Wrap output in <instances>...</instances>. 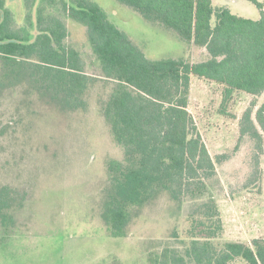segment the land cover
I'll return each mask as SVG.
<instances>
[{"label":"trees","instance_id":"obj_1","mask_svg":"<svg viewBox=\"0 0 264 264\" xmlns=\"http://www.w3.org/2000/svg\"><path fill=\"white\" fill-rule=\"evenodd\" d=\"M116 1L204 48L208 58L195 63L150 58L92 0H23L22 24L0 0V93L21 85L48 104L73 111L84 109L87 90L102 82L108 93L101 113L123 149V158L107 166L101 211L107 229L123 233L134 210L166 193L178 207H191L188 239L151 253L150 264H230L238 258L264 264V237L220 241L223 226L211 187L217 164L227 156H210L187 108L191 75L220 86L223 107L238 92L253 97L239 118V140L250 142L249 180L261 173L264 96L258 106L256 99L264 94L263 4L248 0L259 10L251 19L212 0ZM63 16L86 27L98 75L85 71L80 52L67 41ZM24 200L16 188L0 186L1 226L13 223L11 211Z\"/></svg>","mask_w":264,"mask_h":264},{"label":"rangeland","instance_id":"obj_2","mask_svg":"<svg viewBox=\"0 0 264 264\" xmlns=\"http://www.w3.org/2000/svg\"><path fill=\"white\" fill-rule=\"evenodd\" d=\"M6 1L23 23V0ZM92 1L150 58L189 63L208 58L204 48L146 21L116 0ZM259 1L264 8V0ZM212 2L243 17H259L258 8L248 0ZM64 21L67 41L80 52L85 71L98 75L86 27L69 17ZM220 89L191 75L187 108L210 156H227L217 164L211 187L223 226L220 241L249 243L264 237V142L261 173L249 180L250 142L239 140L238 122L254 98L238 92L223 107ZM107 93L108 87L95 81L86 92V107L73 111L50 105L21 85L0 93V186L25 194L22 206L11 211L13 223L0 225V264H150L151 253L188 239L191 207L188 203L178 207L166 193L134 210L123 233L113 235L104 225L107 166L123 158L100 109ZM263 96L256 99L257 106ZM246 181L250 184L243 188ZM230 264L247 263L238 258Z\"/></svg>","mask_w":264,"mask_h":264}]
</instances>
